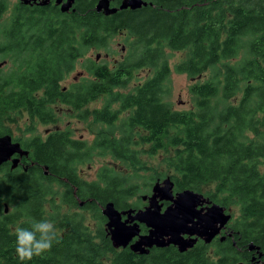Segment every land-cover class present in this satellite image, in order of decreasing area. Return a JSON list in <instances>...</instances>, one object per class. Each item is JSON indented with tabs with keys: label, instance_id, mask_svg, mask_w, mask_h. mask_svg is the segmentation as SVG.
<instances>
[{
	"label": "trees",
	"instance_id": "1",
	"mask_svg": "<svg viewBox=\"0 0 264 264\" xmlns=\"http://www.w3.org/2000/svg\"><path fill=\"white\" fill-rule=\"evenodd\" d=\"M96 1L77 0L64 13L54 4L0 0V136L28 150L20 165L0 164V264H21L15 230L46 220L49 207L58 242L25 264H236L249 261L250 243L264 258V0H145L151 4L110 15L97 12ZM117 34L125 58L114 67L89 58V78L64 88L87 46L112 53ZM167 48L184 51L174 70L192 79L189 108L171 101ZM143 66L149 71L129 86ZM88 100L101 105L81 109ZM59 106L89 119V144L57 128ZM23 118L53 129L13 136L11 124ZM106 154L128 168L106 164L95 179L80 177L83 163ZM142 154L162 155L163 170L150 181ZM165 177L174 190L236 207L230 227L237 247L231 238L218 241L216 260L200 243L145 255L115 248L101 207L134 208L139 189ZM60 205L90 212L96 225L84 211L60 214Z\"/></svg>",
	"mask_w": 264,
	"mask_h": 264
},
{
	"label": "water",
	"instance_id": "2",
	"mask_svg": "<svg viewBox=\"0 0 264 264\" xmlns=\"http://www.w3.org/2000/svg\"><path fill=\"white\" fill-rule=\"evenodd\" d=\"M25 4L39 3L47 4L48 0H20ZM56 0L60 5L62 12L68 11L72 7L75 0ZM151 4L145 0H120L117 5L111 4V0H97L94 9L97 12L102 11L105 15H110L122 9H136L141 6ZM75 10V8H73ZM100 53L96 54L99 57ZM13 154H18L17 157H11ZM28 156V150L24 149L19 141L12 139L10 134L0 136V164L6 161H11L10 166L16 167L20 162L21 157ZM174 183L169 177H165L162 181H156L152 185V194L150 204L144 210L135 211L133 208H128L119 211L112 201L106 202L101 207V213L107 219L105 229L110 237L112 245L115 248H124L129 243L130 239L139 232L138 224L134 222L132 225H125V222L130 220L143 221L149 227L147 235H141L138 240L130 244V249L139 254L148 253L149 250L142 248L156 245L158 247L172 243L178 246L179 251H185L192 247L196 240L200 237L206 243L219 233L225 226L231 215L225 213L223 206L214 203L207 208L205 212L197 210L195 205L204 200L202 193L192 189H184L175 193L173 205L160 211L159 208L153 209L154 198L157 195L173 196ZM146 195H143L145 197ZM7 212V207L5 206ZM121 214H127L128 218L125 222L121 221ZM182 233L194 235V238H184ZM166 237V238H165ZM258 250V247L249 244L248 249ZM142 249V250H141ZM146 251V252H145ZM236 264H245L242 261Z\"/></svg>",
	"mask_w": 264,
	"mask_h": 264
},
{
	"label": "rangeland",
	"instance_id": "3",
	"mask_svg": "<svg viewBox=\"0 0 264 264\" xmlns=\"http://www.w3.org/2000/svg\"><path fill=\"white\" fill-rule=\"evenodd\" d=\"M11 4L14 3L15 0H9ZM121 43L122 45H126V41L124 40L122 35H115L112 37L111 45L115 47L113 50H115L112 53H108L107 50L101 49V50H96V49H89V58H95L96 54L99 52L100 56L97 59L99 62H105L107 63L110 67L114 62H117L119 60H122L124 58V55L128 53V47L126 48L125 51L122 52L121 47L122 45H119ZM105 54H109L107 57ZM123 54V55H122ZM167 57L168 64L171 69V85H172V95H171V101L173 102V105L178 108V109H183V108H189L190 107V94L188 91L189 84L192 82V79H190L186 73H180L176 72L174 70V66L176 62L183 57L184 51L182 50H170L166 49L165 54ZM101 57V58H100ZM101 59V60H100ZM85 60V59H84ZM76 70L72 74H69L66 78L62 80L63 84H70L73 77L76 76L79 78L77 83H80L82 78H89V73L88 70H86L85 66L83 65V61H77L76 62ZM4 70H7L11 67V63L6 62L3 66ZM149 71V68L143 66L137 69V72L135 76L131 79V84L129 83V86H133V84H136L139 80V78H142L147 72ZM101 101H93L89 103V108L92 109L94 107H100ZM61 106V105H60ZM59 106V117L61 118V121L59 122V126L63 129H67L68 127L70 128L69 130L72 132V138L74 139H79L82 140L83 142H87L88 144L92 141L94 138V134L91 129H89V119L87 121H84L82 119H79L76 115L71 114L70 109L67 108L63 109ZM69 113V115H68ZM92 124V122H90ZM29 126V129H28ZM56 127V125H54ZM12 128V133L13 136L20 135L24 136L25 133H27V136H33V135H40L44 136L45 132L48 131L50 128L52 129V125L48 124H39V123H33L30 122L29 120H25V118L21 119L18 122L12 123L11 124ZM140 159L144 161L145 165L147 166L148 173L145 175V179L150 181V174L152 173L153 175L156 174V172H159L160 170H163L162 164H161V159L162 155L157 154L154 156H148L145 154H142ZM114 165L115 167L123 169L124 167L127 169L128 164L123 163L122 165L120 162L117 160H114L110 155H95L92 160L89 163H83L82 166L79 168V174L80 177L90 181L96 178L97 171L99 168L103 165ZM139 188H142V185H139ZM59 187H57V190ZM150 191V187L147 191L139 189V194L134 197V199H138V196L141 194H146ZM236 209V207L231 206L230 211L233 213V211ZM59 211L60 214L63 213L64 211H79L82 212L84 211L78 206L74 207H68L67 205H60L59 206ZM85 215L87 217L88 223L90 220V224L93 226L96 225V220L92 217L90 212H85ZM53 215V211L49 208H47L46 211V220H51V216ZM233 215V214H232ZM104 226V223H103Z\"/></svg>",
	"mask_w": 264,
	"mask_h": 264
},
{
	"label": "flooded vegetation",
	"instance_id": "4",
	"mask_svg": "<svg viewBox=\"0 0 264 264\" xmlns=\"http://www.w3.org/2000/svg\"><path fill=\"white\" fill-rule=\"evenodd\" d=\"M15 1H18V2H20V0H15ZM64 1H66V0H62L61 1V3L62 2H64ZM76 1L77 0H75V2L73 3V5H72V7H70V9L68 10V11H64V13L65 12H70V11H74L73 10V8H75V3H76ZM21 3H23V2H21ZM32 4V5H31ZM31 4H25V3H23V5H29V6H45V5H47V4H54L55 6H57L58 7V9L60 10V12H62L61 11V9H60V5L61 4H57L56 3V0H48V3L47 4H39V3H31ZM115 5V4H114ZM9 11H10V13L13 11V9L12 8H9ZM101 13H103L102 11H100ZM104 14V13H103ZM114 14V13H113ZM105 15V14H104ZM119 45H122L121 43H119ZM112 47H113V45H112ZM121 47V50H122V52L123 51H125L126 50V45H122V46H120ZM29 48L30 47H28L26 50H25V54H26V59L29 57ZM114 49H115V47H113ZM112 48V49H113ZM99 53V52H98ZM110 54V53H109ZM109 54H105L107 57L109 56ZM123 55V54H122ZM99 57H96L95 56V58H94V60L96 61V62H99L97 59H98ZM101 58V57H100ZM124 58H125V55H124ZM123 58V59H124ZM85 59V60H84ZM83 61V65L85 66V68L86 69H88V67H89V45L87 46V50H86V52L84 53V54H82V56L77 60V61ZM101 60V59H100ZM119 61H121V60H119ZM119 61H117V62H114L113 64H112V67H114L115 65H117L116 63H118ZM76 64L77 63H75L74 64V66H73V68H72V70H71V72L69 73V74H72L73 72H74V70H76ZM78 80H79V78H77L76 76H74L73 77V79H72V81H71V83H73V84H76L77 82H78ZM69 84H64V88H66V89H68L69 87ZM65 89V90H66ZM62 90H64V89H62ZM90 102H93V101H90ZM89 100L88 101H86L85 103V105L81 108V109H85V110H87V111H89ZM65 108V107H64ZM57 128H60V129H63V128H61L59 125L57 126ZM53 129V128H52ZM70 128L68 127L67 128V130L69 131V135L72 137V132L69 130ZM50 130H51V128L48 130V131H46L45 132V135L47 134V133H49L50 132ZM16 141V140H15ZM20 143V142H19ZM21 144V143H20ZM21 146H22V144H21ZM23 147V146H22ZM24 148V147H23ZM24 149H26V148H24ZM18 156V154H13L11 157H17ZM24 157V156H23ZM23 157H21V159H20V162L17 164V166L18 165H20L21 163H22V158ZM26 158H27V156H25ZM9 163H11V161H8ZM163 179H161V180H156V181H162ZM156 181H154L153 183H152V185L156 182ZM152 185H151V187H150V191L147 193V194H143V195H146L145 197H143V195H140V199H139V201H138V204L136 205V207H134L133 209L135 210V211H137V210H139V209H141V210H144L145 208H147L148 206H149V204H150V199H151V194H152ZM178 191H182V190H174V186H173V196H169V195H157L155 198H154V204H153V209L154 208H159V210L162 212V211H164L166 208H168V207H170L171 205H173V199L175 198V193L176 192H178ZM204 196V195H203ZM214 203H217V202H212V201H210L207 197H205L204 196V200L203 201H201L199 204H197V205H195V208L197 209V210H201L202 212H205L206 210H207V208L208 207H210L212 204H214ZM217 204H219V203H217ZM220 205V204H219ZM79 206H81V205H79ZM222 206V205H221ZM224 207V206H223ZM119 211H123V210H126V209H128V208H118V207H116ZM224 209H225V213H229L230 215H231V217H230V219L227 221V223L225 224V226L219 231V233L218 234H216L213 238H212V240L210 241V242H208V243H206L202 238H198L197 240H196V242L194 243V245L193 246H195L197 243H200V245H203L204 247H205V249H206V254L207 255H210V256H214L213 257V259L214 260H216L217 258H216V255H217V247H218V245H219V243L220 242H218V241H223V240H225L226 238H231V240L233 241L232 243H231V245L233 246V247H237V245H236V243L234 242V231L231 229V227H230V223H231V220L233 219V215H232V213H231V211H230V209L229 208H226V207H224ZM104 216V215H103ZM128 218V215L127 214H121V221L122 222H125V220ZM106 221H107V219H106V217L104 216V226H105V223H106ZM134 222H136L137 224H138V229H139V232L136 234V235H134L131 239H130V241H129V243L127 244V246L126 247H128V248H130V244L131 243H133L134 241H136V240H138L139 239V237L141 236V235H147L148 233H149V227H147L146 226V223L145 222H143V221H133V220H128V221H126L125 222V225H132ZM107 232V231H106ZM181 236L182 237H184V238H194V235H189L188 233H182L181 234ZM110 238V237H109ZM166 238V237H165ZM212 245H213V247H212ZM192 246V247H193ZM192 247H190V248H192ZM142 248H144V249H146V250H149L148 251V253H150L151 251H153V250H155V249H168V248H174L175 250H177V251H179L178 250V246L177 245H174V244H172V243H169V244H166V245H164V246H160V247H158V246H156V245H153V246H151V247H144L143 245H142ZM190 248H188V249H190ZM187 249V250H188ZM142 250V249H141ZM186 251V250H185ZM248 251L249 252H251V257H250V259H249V261L248 262H246V261H242L243 263H245V264H264V258L262 257V254L259 252V250H257L256 248H254V249H251V250H249L248 249ZM146 252V251H145ZM138 253V252H137ZM148 253H144V255L145 254H148ZM141 255H143V254H141Z\"/></svg>",
	"mask_w": 264,
	"mask_h": 264
},
{
	"label": "clouds",
	"instance_id": "5",
	"mask_svg": "<svg viewBox=\"0 0 264 264\" xmlns=\"http://www.w3.org/2000/svg\"><path fill=\"white\" fill-rule=\"evenodd\" d=\"M16 255L21 262L31 261L51 251L53 244L58 242V231L53 222L41 220L32 224L31 228H17Z\"/></svg>",
	"mask_w": 264,
	"mask_h": 264
}]
</instances>
